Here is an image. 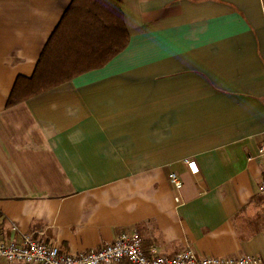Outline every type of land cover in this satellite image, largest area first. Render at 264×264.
Returning a JSON list of instances; mask_svg holds the SVG:
<instances>
[{
  "label": "crops",
  "instance_id": "1",
  "mask_svg": "<svg viewBox=\"0 0 264 264\" xmlns=\"http://www.w3.org/2000/svg\"><path fill=\"white\" fill-rule=\"evenodd\" d=\"M72 1L0 0L4 238L264 260V0H122L123 51L9 107Z\"/></svg>",
  "mask_w": 264,
  "mask_h": 264
},
{
  "label": "trees",
  "instance_id": "2",
  "mask_svg": "<svg viewBox=\"0 0 264 264\" xmlns=\"http://www.w3.org/2000/svg\"><path fill=\"white\" fill-rule=\"evenodd\" d=\"M128 40L122 0H73L33 76L17 79L8 106L104 66L126 48Z\"/></svg>",
  "mask_w": 264,
  "mask_h": 264
},
{
  "label": "built area",
  "instance_id": "3",
  "mask_svg": "<svg viewBox=\"0 0 264 264\" xmlns=\"http://www.w3.org/2000/svg\"><path fill=\"white\" fill-rule=\"evenodd\" d=\"M259 157L263 160L264 172V144L259 149ZM187 164L193 173L199 172L194 161H187ZM169 179L177 191L183 189L184 184L176 173H171ZM259 193L264 195V181L259 186ZM176 201L180 199L176 197ZM0 258L22 264H121L124 261L128 264H264L263 259L251 256L213 258L197 255L193 250L175 256L155 252L147 255L137 232L123 233L99 249L70 255L62 253L59 246L42 243L32 235H24L21 242L7 241L0 231Z\"/></svg>",
  "mask_w": 264,
  "mask_h": 264
}]
</instances>
